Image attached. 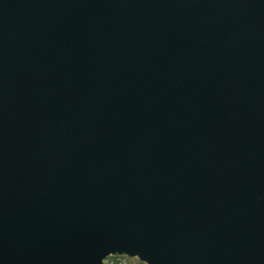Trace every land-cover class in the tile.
Listing matches in <instances>:
<instances>
[{
    "label": "water",
    "instance_id": "obj_1",
    "mask_svg": "<svg viewBox=\"0 0 264 264\" xmlns=\"http://www.w3.org/2000/svg\"><path fill=\"white\" fill-rule=\"evenodd\" d=\"M264 264V0H0V264Z\"/></svg>",
    "mask_w": 264,
    "mask_h": 264
},
{
    "label": "built area",
    "instance_id": "obj_2",
    "mask_svg": "<svg viewBox=\"0 0 264 264\" xmlns=\"http://www.w3.org/2000/svg\"><path fill=\"white\" fill-rule=\"evenodd\" d=\"M131 258L125 256H108L103 259L102 264H130Z\"/></svg>",
    "mask_w": 264,
    "mask_h": 264
},
{
    "label": "rangeland",
    "instance_id": "obj_3",
    "mask_svg": "<svg viewBox=\"0 0 264 264\" xmlns=\"http://www.w3.org/2000/svg\"><path fill=\"white\" fill-rule=\"evenodd\" d=\"M129 262H130V264H142L139 261H137L135 258H131V260Z\"/></svg>",
    "mask_w": 264,
    "mask_h": 264
}]
</instances>
